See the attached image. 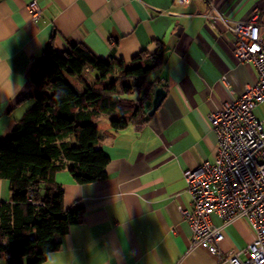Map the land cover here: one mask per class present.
<instances>
[{
  "label": "crops",
  "instance_id": "obj_1",
  "mask_svg": "<svg viewBox=\"0 0 264 264\" xmlns=\"http://www.w3.org/2000/svg\"><path fill=\"white\" fill-rule=\"evenodd\" d=\"M32 1L0 0V143L34 104L31 71L51 40L59 53L83 44L115 61L154 52L157 42L168 49L150 79L168 91L156 113L141 127L101 129L108 177L78 185L70 173L61 181L57 174L65 208L80 202L86 213L82 224L58 238L60 248L45 264H230L229 254L254 240L252 227L245 220L227 226L219 257L191 246L192 226L182 215L193 210L183 172L214 162L218 153L207 115L258 80L254 63L235 57L227 26L209 17L202 0L186 6L175 0H36L42 10L37 20L28 8ZM216 8L232 22L261 10L264 37V0H216ZM115 115L96 117L103 122ZM255 115L264 118V102ZM10 201L9 183L0 178V202ZM210 219L222 225L217 214Z\"/></svg>",
  "mask_w": 264,
  "mask_h": 264
},
{
  "label": "trees",
  "instance_id": "obj_2",
  "mask_svg": "<svg viewBox=\"0 0 264 264\" xmlns=\"http://www.w3.org/2000/svg\"><path fill=\"white\" fill-rule=\"evenodd\" d=\"M168 49L142 51L129 61L102 59L83 44L59 53L51 40L35 61L31 81L38 90L32 107L0 143V178L10 202H0V259L6 264H45L60 248L59 237L82 224L85 208L64 206L65 188L56 180L67 170L74 183L108 177L110 157L99 147L101 129L119 132L150 119V80ZM114 112L101 122L96 114Z\"/></svg>",
  "mask_w": 264,
  "mask_h": 264
},
{
  "label": "built area",
  "instance_id": "obj_3",
  "mask_svg": "<svg viewBox=\"0 0 264 264\" xmlns=\"http://www.w3.org/2000/svg\"><path fill=\"white\" fill-rule=\"evenodd\" d=\"M192 1L175 0L184 6ZM202 1L209 4L212 20L220 19L227 26L239 62L254 63L258 80L245 86L239 99L207 115L217 137L218 153L214 162L183 172L193 210L184 209L182 215L192 226L191 246L204 247L219 257L225 228L245 220L254 230L255 238L244 250L231 252L227 261L264 264V118L255 115L256 107L264 102L262 11L256 10L245 21L232 22L218 12L216 0ZM28 8L34 20L40 18L42 10L36 0ZM221 80L228 84L227 77ZM213 213L222 220L221 226L212 223Z\"/></svg>",
  "mask_w": 264,
  "mask_h": 264
},
{
  "label": "water",
  "instance_id": "obj_4",
  "mask_svg": "<svg viewBox=\"0 0 264 264\" xmlns=\"http://www.w3.org/2000/svg\"><path fill=\"white\" fill-rule=\"evenodd\" d=\"M167 94H168V91L165 89V87L160 86V85L155 86L152 101H151V108L147 113L149 117H152L156 113L158 108L164 102Z\"/></svg>",
  "mask_w": 264,
  "mask_h": 264
},
{
  "label": "rangeland",
  "instance_id": "obj_5",
  "mask_svg": "<svg viewBox=\"0 0 264 264\" xmlns=\"http://www.w3.org/2000/svg\"><path fill=\"white\" fill-rule=\"evenodd\" d=\"M157 72L154 74V75H151L150 77H149V79H152V78H154L155 76H157ZM21 119V118H20ZM68 174H69V172L67 171V170H64V171H62V172H60L59 174H58V176H57V180L58 181H61L63 178L61 177V176H65V175H67L68 176ZM71 176V175H70Z\"/></svg>",
  "mask_w": 264,
  "mask_h": 264
}]
</instances>
